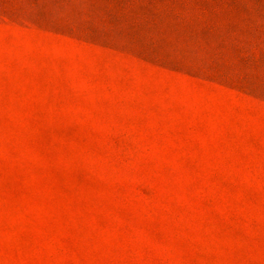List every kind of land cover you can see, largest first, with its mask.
<instances>
[{"label": "rangeland", "instance_id": "1", "mask_svg": "<svg viewBox=\"0 0 264 264\" xmlns=\"http://www.w3.org/2000/svg\"><path fill=\"white\" fill-rule=\"evenodd\" d=\"M0 0V264H264V0Z\"/></svg>", "mask_w": 264, "mask_h": 264}, {"label": "trees", "instance_id": "2", "mask_svg": "<svg viewBox=\"0 0 264 264\" xmlns=\"http://www.w3.org/2000/svg\"><path fill=\"white\" fill-rule=\"evenodd\" d=\"M34 1H36V0H34ZM55 1H56L55 2L56 4H59L60 3L59 1H61V0H55Z\"/></svg>", "mask_w": 264, "mask_h": 264}]
</instances>
